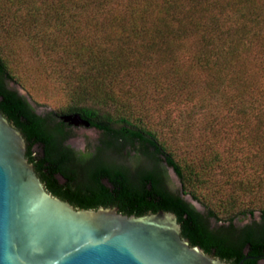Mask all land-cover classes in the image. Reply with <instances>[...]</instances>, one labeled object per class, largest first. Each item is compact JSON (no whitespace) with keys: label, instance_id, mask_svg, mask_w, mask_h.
Returning <instances> with one entry per match:
<instances>
[{"label":"trees","instance_id":"16d2710c","mask_svg":"<svg viewBox=\"0 0 264 264\" xmlns=\"http://www.w3.org/2000/svg\"><path fill=\"white\" fill-rule=\"evenodd\" d=\"M19 36L51 53L63 50V63L72 66L63 78L71 100L64 113H81L89 119L92 126L103 130L104 144L120 150L131 145L150 157L156 149L182 181L184 195L195 201L201 200L206 185L213 184L217 193L222 192L227 180H218V175L225 171L226 161L219 149L210 144L201 158L177 159L169 144L143 122L147 116L137 114L143 107L146 110V105L138 109L132 102L152 101L151 96L167 90L164 85L175 96L178 91L185 93L196 79L204 92L198 97V109L204 110L211 99L222 103L230 71L234 72L232 81L241 82L246 95L262 91L252 75L240 68L247 59L257 57L253 56L257 46L263 44L264 49V0H0V40ZM61 36L67 43L58 41ZM1 45L0 111L14 120L26 138L31 163L34 144L44 146L48 166L37 168L39 176L54 194L78 203L112 202V196L103 189L83 197L80 190L60 186L56 174L72 178L64 170L67 156L61 150L66 126L56 123L53 132L47 130L46 119L37 116L27 100L9 87L8 81L14 76ZM187 62L190 69L183 70ZM158 66L166 72L164 82L151 72ZM190 70L199 74L195 77ZM191 96L188 91L187 97ZM111 106L115 114L101 113L100 108ZM251 110L252 104L244 108L245 113ZM221 111L218 107L217 112ZM53 149L60 151L53 155ZM115 184L124 215L173 212L182 225V236L206 253L230 264L243 260V264H260L264 257V208L256 219L254 210L238 212L244 203L230 195L222 209L204 204L205 210L199 211L184 198L158 189L148 193L131 188L120 176ZM256 185L238 184L241 192L251 193L256 187L264 188V179ZM228 211L246 213L251 219L238 225L235 217L220 216Z\"/></svg>","mask_w":264,"mask_h":264},{"label":"rangeland","instance_id":"374dc122","mask_svg":"<svg viewBox=\"0 0 264 264\" xmlns=\"http://www.w3.org/2000/svg\"><path fill=\"white\" fill-rule=\"evenodd\" d=\"M80 33L83 34L81 30ZM58 41L61 44L67 43V39L62 36L58 37ZM0 42L3 58L6 59L10 72L14 76V80L8 81L9 87L28 98L40 113L54 111L64 114L71 105V100L65 92L63 78L70 73L72 66L63 63L62 60L65 57L63 50L51 53L45 49H39L32 40L22 36L15 39L1 38ZM262 45L257 46L254 51L253 56L257 57L247 59L240 68L241 71L245 70L251 74V77L255 79L254 82H257L262 89L259 93L255 92L253 96L243 92L241 82L232 81L234 72L230 71L223 86L222 103L218 99H211L207 109L204 110L198 109V97L204 92L196 79L192 80V84L185 93L181 94L178 91L175 96L170 94V88L164 85L167 90H161L151 96L152 101L144 103L133 100L132 102L138 109L146 105L147 109L143 107L137 114L147 116L143 122L158 133L160 140L169 144L176 152L177 159L201 158L206 151L208 152L210 144L219 149L226 162L225 171L218 175V180L227 181L221 193H217L215 185L210 184L202 188L200 201H195L190 196L186 197L199 211L205 210L204 204H214L218 209H222L226 198L230 195L239 197L244 203L240 210H237L238 212L249 209L254 210L256 216H259V211L264 208V188L256 187L251 193H243L238 186L248 182L256 185L260 179H264V112L261 111L264 105ZM189 66L187 62L182 69L189 70ZM190 71L195 77L199 74V71ZM151 72L159 74V79L165 81L166 72L162 67H153ZM198 90L201 93H198ZM188 91L192 92L193 96L187 97ZM248 104H252L253 110L245 113L244 108ZM216 107H220L222 111L218 113ZM100 111L102 114L116 113L113 106L100 108ZM170 125L173 127L170 128ZM73 134L75 138L73 144L80 148L86 143L95 142L97 138L94 129L80 128L74 130ZM244 206L249 207L243 208ZM237 211L220 213V216L223 219L235 217L238 225H245L250 221L249 215L246 213L241 215Z\"/></svg>","mask_w":264,"mask_h":264},{"label":"water","instance_id":"95a60500","mask_svg":"<svg viewBox=\"0 0 264 264\" xmlns=\"http://www.w3.org/2000/svg\"><path fill=\"white\" fill-rule=\"evenodd\" d=\"M62 118L91 127L81 113ZM27 151L0 111V264H230L192 246L175 213L76 209L54 197Z\"/></svg>","mask_w":264,"mask_h":264},{"label":"flooded vegetation","instance_id":"af4514ba","mask_svg":"<svg viewBox=\"0 0 264 264\" xmlns=\"http://www.w3.org/2000/svg\"><path fill=\"white\" fill-rule=\"evenodd\" d=\"M23 97L31 105L37 116L46 119L47 130L53 132L56 123H62L66 126L64 129L65 136L61 144V150L65 152V155L67 156L63 161L64 170L68 172L72 178L67 177L63 173L56 174V179L60 186L62 188H71L72 191L80 190L81 196L83 195V197L90 195L89 192L91 191L103 189L108 195L112 196L114 200L107 205L100 202L87 203L85 200L83 203H78L70 198L54 194L53 191L49 189L47 181L38 174L37 168L39 166H48V164L44 162V146L41 143H35L32 149V156L34 157L32 164L46 190L54 197L71 204L76 209L97 210L99 208H113L120 212L121 207L117 201V187L115 184V178L120 176V178L126 181L131 188L145 189L148 193L154 192L158 189L171 196L187 200V195H184L183 192L182 181L176 174L175 170L168 165L165 157L161 153H157L156 149L153 151L154 156L150 157L148 154L146 155L143 153V151L134 150L131 145L120 150L116 146L104 144L102 142L104 139L103 130L92 126V123L91 127L87 128L85 126L72 125L65 122L62 118L64 115L75 113L58 114L54 111L40 113L35 109L34 105L28 98L25 96ZM82 117L89 120L83 115ZM8 120L18 129L14 120ZM80 128L94 129L97 133L95 142L86 143L82 148L74 145L73 140L75 138L73 131ZM59 151V149H53L52 154L56 155ZM174 179H176V182H174ZM148 213L150 214L151 212ZM255 218L260 219V215L256 216L255 214ZM260 261H264V257L261 258Z\"/></svg>","mask_w":264,"mask_h":264}]
</instances>
